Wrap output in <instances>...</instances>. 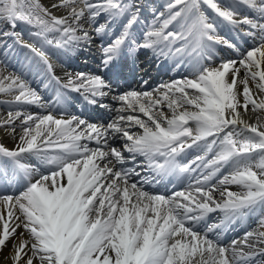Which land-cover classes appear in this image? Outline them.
Returning <instances> with one entry per match:
<instances>
[{
  "label": "snow or ice",
  "instance_id": "6c2138e0",
  "mask_svg": "<svg viewBox=\"0 0 264 264\" xmlns=\"http://www.w3.org/2000/svg\"><path fill=\"white\" fill-rule=\"evenodd\" d=\"M241 5L255 17L243 15ZM141 12L139 0H0V48L5 56L26 50L27 62L19 72L0 62V94L11 97L0 101L10 105L0 128L19 141L14 150L0 145V158L12 165L0 176V251L10 247L11 264H264V231L247 232L230 247L208 236L264 209V0H165L142 40L135 33ZM219 21L240 28L254 46L217 64L210 63L217 45L239 51L220 34ZM104 36L110 39L99 45V72L57 75L61 56L90 51ZM140 49L193 73L151 90L121 91L107 73ZM25 69L54 83V104L43 103ZM72 93L110 119L75 112ZM29 105L47 111L33 114ZM189 173L196 175L187 188L170 196L142 187ZM13 178L22 182L19 194L3 183ZM217 210L222 225L201 234L197 225Z\"/></svg>",
  "mask_w": 264,
  "mask_h": 264
},
{
  "label": "bare ground",
  "instance_id": "6f19581e",
  "mask_svg": "<svg viewBox=\"0 0 264 264\" xmlns=\"http://www.w3.org/2000/svg\"><path fill=\"white\" fill-rule=\"evenodd\" d=\"M221 1L226 2L227 0H221ZM43 2L44 1L41 0V3H43ZM164 2H165V0H142V1H140V3L142 4V12L141 13L145 14V13L150 12L151 10H153L155 8L162 10V5L164 4ZM45 5H46V3H45ZM239 11L243 12V13H249V12L253 13L250 9L244 7L243 5L240 6ZM2 27H4V25L0 24V28H2ZM22 29H25L24 34H25V38H27L29 34L26 31V26L20 25L17 30L20 31ZM223 31L226 32L224 29H223ZM104 37H106V36H104ZM104 37H95V38L103 40ZM236 42L238 43V46H240V47H244V45L247 43L245 40L242 41L240 39H237ZM249 44L251 45V47L254 46L253 42H250ZM90 55H91V53L88 52L87 55L85 56L86 60L88 62H94V61H92ZM157 60L158 59L150 51L137 53L133 57L134 63L131 62V60L129 61L128 57H126V59L121 62V65L118 66L119 70H115L114 73L117 74L118 78L127 79L129 77L130 78L133 77V81L131 79V81H132L131 85H134L135 88L141 89V88H143V85L141 86V82L144 80L145 77H148V76L150 77V75L151 76L153 75L151 80L148 83L153 82V81H158L162 78L163 73H165V71H167V70H165V68H166L165 63L160 64V67L156 68L155 64L157 63ZM130 71L132 72V74L129 73ZM154 71H155V73H154ZM181 75L183 76L182 72L177 71L175 74H173L170 77H166L165 75H164V77H166L168 81H171V80L176 79V78H182ZM138 77H139V80H137ZM4 96H5V94H4ZM0 101H7V100H1L0 99ZM9 107H10V105H8L7 103L0 102V108L9 109ZM26 108L28 111L32 112L35 109H37L38 107L35 105H29V106H26ZM92 110L93 109L91 108V106L87 105V115L88 116H91L93 114ZM97 114L102 115V118L100 119V121L110 119L109 113H107L105 110L97 109L96 112H94V115L97 116ZM112 115H114V113ZM17 132H19V129H17ZM8 133H9V131L1 133L0 135L3 136L4 134H8ZM16 143L17 144L19 143L18 136L16 137ZM253 155H254L255 159L260 160V154L259 153H254ZM0 159H2V158H0ZM138 159L142 160L143 158L138 157ZM26 161L28 163H31L34 165L38 163L35 159H27ZM230 169H231L230 167L222 169L221 173L218 174L217 178L222 173L228 172V170H230ZM195 175H196L195 173H192V176H195ZM134 179H136V178L134 177ZM20 183H22V182H17L14 178L10 181H7L6 184L8 185V188H7L8 193L9 194H11V193L19 194V191L21 190ZM142 187H143V189L151 190V192H155L154 190H157L158 192H160L163 195H171L173 192L177 191V189H178V187H176V188H172L171 190H168V187L165 186V184L162 182H160L159 184L154 183V184H152V186H149V184L147 183V184H143ZM152 189H154V190H152ZM217 195H218V193H217ZM224 219H225L224 214L221 211L217 210L215 212L208 213L206 215L205 219L199 223L198 227L202 226L203 228L208 229L207 227L209 225V221H210V223L211 222L215 223L212 226L222 225V222L224 221ZM241 221H242V219L238 218L231 225H229V222H227L224 224L223 227H213V230L211 232H208V233L209 234L218 233L219 239L221 237V240L231 239L234 235L238 236L239 233L243 232V230L246 228L247 224H245V222L242 224L240 229L238 228ZM262 221H264V215L259 213L258 217L255 218V222L259 226L261 231H264V227H262V224H261ZM239 238L242 239V236H239ZM231 241H234V240L231 239ZM11 255H12V251L10 250V247L4 248L2 251H0V264L1 263L2 264H11ZM3 258H5V259H3ZM257 258H259V257H257Z\"/></svg>",
  "mask_w": 264,
  "mask_h": 264
},
{
  "label": "rangeland",
  "instance_id": "374dc122",
  "mask_svg": "<svg viewBox=\"0 0 264 264\" xmlns=\"http://www.w3.org/2000/svg\"><path fill=\"white\" fill-rule=\"evenodd\" d=\"M42 1H44L43 3H49L50 2V0H42ZM161 83H166V82H158L157 84H156V86H158L159 84H161ZM156 86H153V87H150V88H147V90H151L152 88H154V87H156ZM190 92L192 91V90H189ZM0 97L2 98V99H4V95H0ZM4 111H6V110H2V112L0 113V116H6L5 115V113H4ZM164 111H165V108H164ZM166 113H169V112H166ZM170 114V113H169ZM5 132V130L3 129V128H0V134L1 133H4ZM16 135H14V134H12V133H8V134H4L3 136H1L0 135V145H3V146H5V147H7V148H9L10 150H14L15 148H16V145H17V143H16ZM16 143V144H15ZM256 161V160H255ZM257 162V161H256ZM222 174H225V173H222ZM184 179V178H183ZM216 180V179H215ZM215 180L213 181V182H215ZM185 181H189V178L188 179H185ZM212 182V183H213ZM232 186V187H231ZM235 188H236V190H235ZM184 189H186V187H184V188H182L181 190H184ZM228 189L230 190V191H237V190H239L240 188L238 187V186H235V185H230V186H228ZM239 191H241V189L239 190ZM218 193V192H217ZM217 193H215V195H217ZM154 194H156V193H154ZM261 214H263L264 215V213H261ZM252 224H254V223H252ZM249 227H251V225L249 226ZM253 229H254V231L256 232V234H258L260 231H261V229L259 228V226L257 225V224H255V227H253ZM262 232V231H261ZM245 233H246V231H245ZM203 234V233H202ZM215 234V233H214ZM240 236V235H239ZM239 236H234V237H239ZM209 238H212L213 239V237H211V236H209ZM254 239H256V237H254ZM235 241H240V238H238V239H234ZM222 245H224V246H226V247H230L231 246V244H232V241L229 239H227V240H225V241H221L220 242ZM3 259H5V258H3ZM261 259V258H260ZM259 259H257V261H258ZM2 264V263H1Z\"/></svg>",
  "mask_w": 264,
  "mask_h": 264
}]
</instances>
